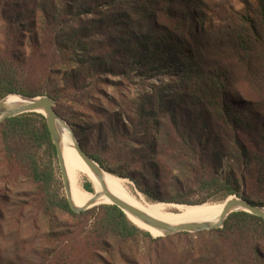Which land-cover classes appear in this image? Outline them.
<instances>
[{"label": "trees", "instance_id": "trees-1", "mask_svg": "<svg viewBox=\"0 0 264 264\" xmlns=\"http://www.w3.org/2000/svg\"><path fill=\"white\" fill-rule=\"evenodd\" d=\"M200 7L209 12L202 0H0V100L50 97L82 150L153 203L255 204L251 192L264 190V0L219 23ZM33 57L44 60L40 73ZM53 159L43 115L0 125V191L23 204L4 201L0 221L36 198L40 222L25 218L33 264H217L200 241L169 250L173 236L192 234L154 238L115 205L74 213L52 189ZM193 235H243L259 262L264 220L234 212L223 228Z\"/></svg>", "mask_w": 264, "mask_h": 264}, {"label": "rangeland", "instance_id": "rangeland-1", "mask_svg": "<svg viewBox=\"0 0 264 264\" xmlns=\"http://www.w3.org/2000/svg\"><path fill=\"white\" fill-rule=\"evenodd\" d=\"M202 2L204 3L206 7H209V12H207L206 9H204L203 7H200L198 9V12L200 13L203 12L204 14H207L208 17L214 19L215 23H219L218 21L220 19L224 21L230 18L231 17L230 15H232V13H235V12H239L243 15H248V14L252 15L253 13H255L256 8L258 7V0H202ZM1 26L2 25H1V19H0V50L3 54L5 51V47L4 45L2 46L4 35H3V28ZM14 49L19 50V47L15 45ZM43 66H45L44 60H41L40 58L33 57L32 60L29 62L30 69L33 70L35 73H40L41 68ZM17 90H22L21 86L17 87ZM14 95L21 96L19 94H14ZM66 107L68 108V110L70 109L71 112L75 110L73 108H69L70 102L66 103ZM61 119L74 132L76 140L80 144L81 136L79 135V133H77L74 130V127H75L74 123H71L72 121L70 120L69 121L64 120L62 117ZM52 168H53V173H54V182L52 185V189L56 191L60 197L66 198V193H65V188H64L60 168H59L57 160L55 159L52 160ZM20 178H22L21 175H20ZM119 180L124 181L126 189L128 190V193L131 196L137 199H142L147 203L155 204L152 201H149L144 195H142L136 189L135 185L130 180L128 179H124V180L119 179ZM87 183H90L88 178L85 175H81L79 179V185L83 190H85L84 187ZM1 184H2V180L0 181V188L2 186ZM91 188L93 190L92 184H91ZM93 192L94 191H92L91 193ZM251 194H252L251 201L261 207H264V190H255L251 192ZM9 195L11 196L8 197ZM16 198L17 196L15 194H10V193L8 194L5 190H1L0 191V209L4 208V201L6 205L9 207H11L13 204L23 205L17 201L19 199H22V197L18 195V199ZM33 200H34L33 201L34 203L29 204L28 207L25 209H22L16 206V208L12 209L10 213H6L7 216H9L8 220L0 221L2 222V227H3L1 228L0 226V264H33L32 260L34 261L38 260L39 257L31 253L32 250L34 249L35 241L34 240L30 241V239L27 238L30 232L34 231V226L30 225L29 222L25 220L26 215L28 214V211H29L36 217L37 221L40 222L39 221L40 210L38 209V205L36 203L35 197L33 198ZM192 200H195V199H192ZM103 203H108V201L101 202L94 207L105 205ZM156 204L163 205L161 203H156ZM207 204H211V203H207ZM106 205H110V204H106ZM94 207H91V208H94ZM172 211L175 212V210H172ZM58 217L64 220V222H67L68 224L74 221L68 215L59 214ZM221 228H223V226L218 229H221ZM12 231H13V234H9ZM190 234L192 235H189L190 236L189 238L185 236L179 237L178 235L173 236L172 237L173 239L167 242V243H171L169 250L171 251L175 247L180 248L186 245L187 241H192V242L200 241L201 246L203 247L208 246L212 250L213 254L216 257L217 264H264V238L263 237H260V239H258L256 243L258 244L257 246L258 256L257 257L260 259V261L258 262L256 255L253 252L255 250H253L250 238H247L243 235H240L237 237H230L229 239H226V238L218 239L216 237L214 238L212 237L213 239L212 238L209 239V237H204L203 239H199L197 238V235H193L194 233H190ZM151 236L154 238L166 237L162 235L153 236L152 234Z\"/></svg>", "mask_w": 264, "mask_h": 264}, {"label": "bare ground", "instance_id": "bare-ground-1", "mask_svg": "<svg viewBox=\"0 0 264 264\" xmlns=\"http://www.w3.org/2000/svg\"><path fill=\"white\" fill-rule=\"evenodd\" d=\"M6 103L19 104L23 102L19 97L9 96L6 98ZM58 130L61 136V148L70 185V195L73 203L77 207H94L101 202L107 201L108 203L103 204H109L111 202L109 197H112L169 227H178L201 222L215 224L221 219L223 208L227 202H238L235 197L230 196V198L222 202L192 207L168 204H163V206L156 203H147L142 199L131 196L126 189L124 181L119 180L105 171H102L101 176H95L78 155L76 142L72 139L69 128L63 124H59ZM81 175H85L93 185V193H88L80 187L79 179ZM240 208V206H237L234 210H239ZM172 210H175V212ZM129 219L136 226L146 230L153 236L162 235L160 231L149 228L130 216Z\"/></svg>", "mask_w": 264, "mask_h": 264}, {"label": "water", "instance_id": "water-1", "mask_svg": "<svg viewBox=\"0 0 264 264\" xmlns=\"http://www.w3.org/2000/svg\"><path fill=\"white\" fill-rule=\"evenodd\" d=\"M9 96L19 97L23 103H19V104L6 103V98H8ZM54 107H55L54 100H52L48 96H38L34 98H27L24 96L8 95L2 100H0V125L9 118L16 117L22 114H27V113H38L45 117L47 127L49 130L50 136H51V140L55 147L56 158H57V162L60 168L67 202L71 210L74 213H80L82 211L88 210L91 207H77L71 199L70 185H69L68 175L66 172V167L64 163L63 154H62V148H61V136L58 130L59 124H63L64 126H67L68 128L69 126L56 113V111L54 110ZM69 130L71 132L72 139L75 140L76 142V151L78 155L80 156V158L91 169V171L95 174V176H101V173L102 171L104 172V170H102L100 166L96 162H94L86 152L82 150L79 142L76 140L74 132L70 128ZM231 197H235V196H231ZM235 198L237 199L238 202L236 201L227 202L223 208L222 217L217 223L213 224V223H208V222H201V223L186 224V225L178 226V227H169L168 225L164 223H161L159 221H156L148 217L141 211L135 208L129 207L128 205L113 199L112 197H109V199L111 200L109 204L115 205L116 207H118L120 210H122L127 215L128 218L130 216L136 219L137 221H139L140 223H142L143 225L149 228H152L154 230L160 231L162 233V236H170V235L180 233V232L198 233V232L218 229L223 226L224 221L230 214L234 212H239V211L251 214L253 216L262 218L264 220V210H263L264 207H261L256 204H252L246 200H243L237 197ZM162 204H166V203H162ZM168 205L192 207L191 205H179V204H168ZM237 206H240L241 208L239 210H234V208Z\"/></svg>", "mask_w": 264, "mask_h": 264}]
</instances>
